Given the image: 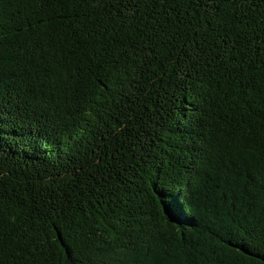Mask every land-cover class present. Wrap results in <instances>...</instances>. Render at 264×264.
<instances>
[{
  "label": "trees",
  "instance_id": "obj_1",
  "mask_svg": "<svg viewBox=\"0 0 264 264\" xmlns=\"http://www.w3.org/2000/svg\"><path fill=\"white\" fill-rule=\"evenodd\" d=\"M217 8L0 0V264H264L217 228L264 230V64L205 67L264 4Z\"/></svg>",
  "mask_w": 264,
  "mask_h": 264
},
{
  "label": "snow or ice",
  "instance_id": "obj_2",
  "mask_svg": "<svg viewBox=\"0 0 264 264\" xmlns=\"http://www.w3.org/2000/svg\"><path fill=\"white\" fill-rule=\"evenodd\" d=\"M180 2L187 4L191 7H198L200 3H204L206 8L208 7L209 3L211 4V11H218L217 4L222 3L224 4L225 8H233L239 7L240 5H245L247 7H252L256 4H264V0H180ZM181 52H185L188 55L189 61L193 59L198 60L201 55L200 49H194L195 56L191 53H187L184 50V46L181 45L179 50L173 53L174 56L180 57ZM261 59L262 64H264V43H260L259 46L251 43L250 41L244 39L242 36H238L237 39L233 40L231 44H225L223 47H220L214 50L211 58L205 64V67L210 65L212 61L219 63L223 68L229 70V73L234 69L240 68L244 69V71L240 72L241 76H244L245 71H255L256 66L254 62L251 60L252 55H257ZM180 62L179 60L177 61ZM245 63H247V67H245ZM190 79V76L188 77ZM246 78V77H245ZM264 78V75H262ZM0 102H2V97H0ZM10 113H5L0 110V129L3 128L6 118L10 117ZM4 134L0 133V151L4 150ZM165 180L169 183H175V177H166ZM252 186H255V181H249ZM264 187V186H262ZM169 212L176 213L179 215L182 211L181 208L176 206H169ZM260 216L264 218V192H261V203L259 206ZM255 214L254 212L252 213ZM217 228L219 231H224L231 233L233 231L239 233L244 239L251 244L252 246H261L264 248V230L260 231L259 233L251 226V222L245 223L243 220L237 221L235 217L221 219L218 224ZM243 230V231H241ZM247 233V236H244V233ZM67 255L71 256L72 253L69 252ZM73 264L75 261L73 260Z\"/></svg>",
  "mask_w": 264,
  "mask_h": 264
}]
</instances>
